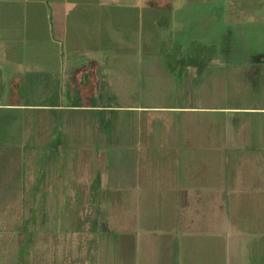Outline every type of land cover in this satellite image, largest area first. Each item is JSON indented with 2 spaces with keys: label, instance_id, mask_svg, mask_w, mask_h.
<instances>
[{
  "label": "crops",
  "instance_id": "0c3cea01",
  "mask_svg": "<svg viewBox=\"0 0 264 264\" xmlns=\"http://www.w3.org/2000/svg\"><path fill=\"white\" fill-rule=\"evenodd\" d=\"M243 33L264 38V0H0L12 164L33 152L34 133L58 134L40 143L53 159L73 117L66 195L81 198L82 235L50 264H264V39ZM166 62L206 63L200 74L176 63L173 75ZM227 62H257L248 85L261 96L222 103L223 82L239 84ZM143 84L171 102L127 103ZM96 227L121 235L101 241L88 235Z\"/></svg>",
  "mask_w": 264,
  "mask_h": 264
},
{
  "label": "rangeland",
  "instance_id": "374dc122",
  "mask_svg": "<svg viewBox=\"0 0 264 264\" xmlns=\"http://www.w3.org/2000/svg\"><path fill=\"white\" fill-rule=\"evenodd\" d=\"M240 53L246 56L247 52L241 51ZM230 64L232 66L226 69L227 76H234L233 78L239 81V84L235 85L230 84L227 80L224 81V92L220 90L223 96V100L220 98L221 102L248 104L255 99L256 94L261 96L259 88L256 92L254 86L248 85L251 66L239 62ZM139 88L142 93L140 97H134L133 100L126 101L127 103L168 104L171 102L169 97L164 94L165 91L162 87L153 90L151 95L146 94V84L140 85ZM66 120L70 129H66L61 134L63 143L60 146L54 143L51 146L49 150L53 158L51 160L45 157L48 154H46V149L41 150L40 143L46 140L47 135L49 141L54 142L58 134L52 132L49 134L34 133L35 148L33 152L31 153L30 148L26 150L25 156L16 165L12 164L16 158L11 160V154L15 149L12 140L14 141L16 134L0 133V264H27L30 257L35 258V264H50L49 257L46 256L53 255L55 258L61 255L67 256L77 250L73 241L75 237L82 235L77 233L81 216V207L77 203V198L80 197L66 195L73 188H71V177L68 173L69 166L64 161L68 153H71L72 157V153L75 151L72 131L73 117L69 115ZM52 123L53 119L51 118ZM28 142L32 144V138L28 139ZM56 148H60L64 155L62 152L58 157L53 155ZM44 152L45 154H43ZM43 170L45 173L42 175L45 179L39 182L38 177L41 175L39 172ZM62 194L65 196L60 197L59 195ZM89 199L87 198L89 208L94 211L95 205L91 204ZM105 208L107 207L105 206ZM93 211L88 210L85 215L83 213V222L87 219V224H92L90 219L94 215ZM111 217L112 214L105 213L102 224L112 225ZM93 223L95 222L93 221ZM31 224H36L35 227L40 228H34ZM102 227H96L88 235L101 241L121 235L118 228L106 230ZM94 247L98 249V254H108L105 250L106 246ZM97 263L105 264L106 262L98 261Z\"/></svg>",
  "mask_w": 264,
  "mask_h": 264
},
{
  "label": "trees",
  "instance_id": "16d2710c",
  "mask_svg": "<svg viewBox=\"0 0 264 264\" xmlns=\"http://www.w3.org/2000/svg\"><path fill=\"white\" fill-rule=\"evenodd\" d=\"M246 25H243V28L245 27ZM242 40L244 41H262L264 38H262V36L260 35H250L249 33L248 34H242ZM228 38V37H227ZM176 63H180V64H184V66L186 65H192L195 69V71L200 74L203 70V68L205 67V63L206 62H166L167 64V68H168V71L170 73H172L173 75H177V73L179 71H182L183 68H180V69H177L176 68ZM228 64L231 63V62H227ZM241 64H247L249 66L257 63V62H239ZM262 66H264V62H259ZM227 64V68H229L230 66ZM60 140H61V137H60Z\"/></svg>",
  "mask_w": 264,
  "mask_h": 264
}]
</instances>
